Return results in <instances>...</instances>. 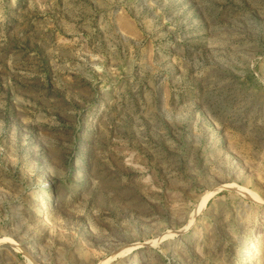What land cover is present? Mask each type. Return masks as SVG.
Masks as SVG:
<instances>
[{"label": "rangeland", "instance_id": "rangeland-1", "mask_svg": "<svg viewBox=\"0 0 264 264\" xmlns=\"http://www.w3.org/2000/svg\"><path fill=\"white\" fill-rule=\"evenodd\" d=\"M0 264H264V0H0Z\"/></svg>", "mask_w": 264, "mask_h": 264}, {"label": "bare ground", "instance_id": "bare-ground-1", "mask_svg": "<svg viewBox=\"0 0 264 264\" xmlns=\"http://www.w3.org/2000/svg\"><path fill=\"white\" fill-rule=\"evenodd\" d=\"M232 185V184H231ZM227 186V185H226ZM230 187V186H229ZM232 188V187H231ZM214 195V193H211V192H209V193H206L202 198H201V201H200V204H199V209H202V208H204L205 207V204H206V202H207V200L210 198V197H212ZM254 198V197H253ZM259 235V234H258ZM259 236H257V238H258ZM256 238V237H255ZM256 238V239H257ZM130 248H128V249H126L125 251H127V250H129ZM121 255V254H120Z\"/></svg>", "mask_w": 264, "mask_h": 264}]
</instances>
